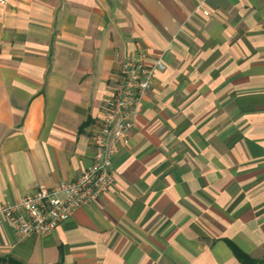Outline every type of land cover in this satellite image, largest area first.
<instances>
[{"label": "crops", "instance_id": "obj_1", "mask_svg": "<svg viewBox=\"0 0 264 264\" xmlns=\"http://www.w3.org/2000/svg\"><path fill=\"white\" fill-rule=\"evenodd\" d=\"M162 57L116 184L56 230L20 237L23 264L264 260V0H9L0 4V205L93 162L118 66ZM0 264H13L1 262Z\"/></svg>", "mask_w": 264, "mask_h": 264}, {"label": "built area", "instance_id": "obj_2", "mask_svg": "<svg viewBox=\"0 0 264 264\" xmlns=\"http://www.w3.org/2000/svg\"><path fill=\"white\" fill-rule=\"evenodd\" d=\"M8 2L0 0L1 5ZM165 69L162 57L149 63L144 53L122 61L118 66L119 84L107 99L98 128L91 135L92 164L76 178L55 186L36 182L30 193L0 205V219L6 218L23 238L54 231L78 208L97 203L115 186L114 156L119 149L130 145L143 100L154 85L156 73Z\"/></svg>", "mask_w": 264, "mask_h": 264}, {"label": "trees", "instance_id": "obj_3", "mask_svg": "<svg viewBox=\"0 0 264 264\" xmlns=\"http://www.w3.org/2000/svg\"><path fill=\"white\" fill-rule=\"evenodd\" d=\"M230 245L232 247V249L234 250L235 254L237 255V257L242 260L245 263L248 264H264V260H256L254 258H251L250 256H248L247 254H245L244 252H242L235 244L230 242ZM1 262H11L13 264H23L20 261H17L13 258H7V257H1L0 258V263Z\"/></svg>", "mask_w": 264, "mask_h": 264}]
</instances>
